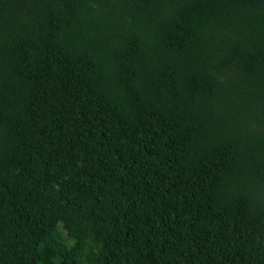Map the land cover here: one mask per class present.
<instances>
[{"label":"trees","instance_id":"trees-1","mask_svg":"<svg viewBox=\"0 0 264 264\" xmlns=\"http://www.w3.org/2000/svg\"><path fill=\"white\" fill-rule=\"evenodd\" d=\"M0 264H264V0H0Z\"/></svg>","mask_w":264,"mask_h":264}]
</instances>
